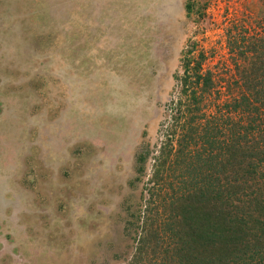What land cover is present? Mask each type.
Returning a JSON list of instances; mask_svg holds the SVG:
<instances>
[{
  "label": "rangeland",
  "instance_id": "374dc122",
  "mask_svg": "<svg viewBox=\"0 0 264 264\" xmlns=\"http://www.w3.org/2000/svg\"><path fill=\"white\" fill-rule=\"evenodd\" d=\"M263 10V0H0V264H130L126 221L156 193L184 55L205 54L203 73L219 81L212 114L227 117L239 77L226 33ZM173 171L178 193L193 178L184 164Z\"/></svg>",
  "mask_w": 264,
  "mask_h": 264
},
{
  "label": "trees",
  "instance_id": "16d2710c",
  "mask_svg": "<svg viewBox=\"0 0 264 264\" xmlns=\"http://www.w3.org/2000/svg\"><path fill=\"white\" fill-rule=\"evenodd\" d=\"M253 20L226 33L239 77L234 109L220 117L227 130L212 114L219 81L203 73L205 54L195 57L193 48L184 55L156 193L126 221L136 245L130 264H264V13ZM181 164L193 179L177 193L170 179Z\"/></svg>",
  "mask_w": 264,
  "mask_h": 264
}]
</instances>
